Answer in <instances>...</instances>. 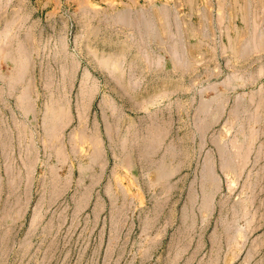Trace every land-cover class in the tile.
Wrapping results in <instances>:
<instances>
[{
  "label": "rangeland",
  "instance_id": "obj_1",
  "mask_svg": "<svg viewBox=\"0 0 264 264\" xmlns=\"http://www.w3.org/2000/svg\"><path fill=\"white\" fill-rule=\"evenodd\" d=\"M213 1L0 0V264H264V78Z\"/></svg>",
  "mask_w": 264,
  "mask_h": 264
},
{
  "label": "crops",
  "instance_id": "obj_2",
  "mask_svg": "<svg viewBox=\"0 0 264 264\" xmlns=\"http://www.w3.org/2000/svg\"><path fill=\"white\" fill-rule=\"evenodd\" d=\"M213 6L223 58L242 64L233 70L247 69L264 78V0H214Z\"/></svg>",
  "mask_w": 264,
  "mask_h": 264
}]
</instances>
